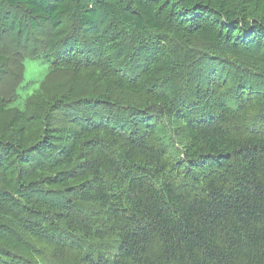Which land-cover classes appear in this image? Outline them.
<instances>
[{"label": "trees", "instance_id": "1", "mask_svg": "<svg viewBox=\"0 0 264 264\" xmlns=\"http://www.w3.org/2000/svg\"><path fill=\"white\" fill-rule=\"evenodd\" d=\"M45 26L61 55L0 105V264H264V0H0Z\"/></svg>", "mask_w": 264, "mask_h": 264}, {"label": "rangeland", "instance_id": "2", "mask_svg": "<svg viewBox=\"0 0 264 264\" xmlns=\"http://www.w3.org/2000/svg\"><path fill=\"white\" fill-rule=\"evenodd\" d=\"M94 35L91 33L88 38L84 39L81 45L82 49H86L85 47L88 46L93 47L91 39ZM62 42L63 35L61 32L53 31L51 27L47 26L39 32H35L31 27H28L27 32H19L17 29H4V31L0 32V52L9 56L0 68V105L9 101L8 99L13 96L15 88L22 78V74L23 78L18 88L20 97L16 101V104H21L25 98L41 87L47 77L50 63L42 58H31L30 56L54 52L53 56L59 57L62 51L58 47ZM72 80V72L57 70L48 76L44 93L51 97L58 96L71 86ZM85 85V83H80L78 89L82 91ZM82 93L84 92L82 91ZM43 105L46 106L44 99L42 98L41 100L39 98L29 110L36 109L34 112L40 114L45 110ZM14 114L15 111L12 109L6 111L2 118H0L1 125L6 124V120H9ZM65 114L60 113L59 116L62 117ZM61 121L64 123L66 120L61 118ZM63 123L60 122L62 126H64ZM36 164L42 165L43 161Z\"/></svg>", "mask_w": 264, "mask_h": 264}]
</instances>
